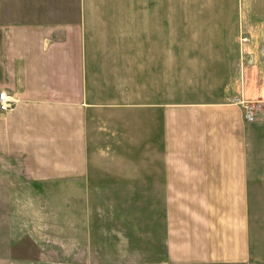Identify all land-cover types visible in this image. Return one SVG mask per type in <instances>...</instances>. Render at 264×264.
<instances>
[{"label":"crops","instance_id":"0c3cea01","mask_svg":"<svg viewBox=\"0 0 264 264\" xmlns=\"http://www.w3.org/2000/svg\"><path fill=\"white\" fill-rule=\"evenodd\" d=\"M174 4L218 6L181 32ZM261 4L0 0L31 264H264V107L230 101L264 97Z\"/></svg>","mask_w":264,"mask_h":264},{"label":"rangeland","instance_id":"374dc122","mask_svg":"<svg viewBox=\"0 0 264 264\" xmlns=\"http://www.w3.org/2000/svg\"><path fill=\"white\" fill-rule=\"evenodd\" d=\"M258 5L253 4L250 8V4H234V7L237 10L244 7V12L254 9L255 13ZM261 5L264 7V4ZM169 6L165 4V12L171 11ZM210 6L218 5L174 4V11L180 13V31L185 27L188 16L200 17L202 12L210 10L207 9ZM22 163L21 157L0 152V264H31V260L39 259V249H33L35 252L31 255V200L22 193H27L31 198V185L27 184ZM56 259V256H52L47 264H58Z\"/></svg>","mask_w":264,"mask_h":264},{"label":"built area","instance_id":"2783aa9c","mask_svg":"<svg viewBox=\"0 0 264 264\" xmlns=\"http://www.w3.org/2000/svg\"><path fill=\"white\" fill-rule=\"evenodd\" d=\"M230 101L241 106L243 117L246 121L254 120L257 116L258 110L264 107V97L261 95H256L254 97L234 95L231 97ZM13 107V97L6 90H0V111L9 110Z\"/></svg>","mask_w":264,"mask_h":264}]
</instances>
